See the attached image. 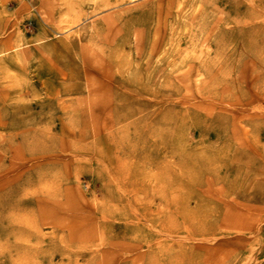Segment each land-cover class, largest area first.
<instances>
[{
  "label": "rangeland",
  "instance_id": "rangeland-1",
  "mask_svg": "<svg viewBox=\"0 0 264 264\" xmlns=\"http://www.w3.org/2000/svg\"><path fill=\"white\" fill-rule=\"evenodd\" d=\"M0 264H264V0H0Z\"/></svg>",
  "mask_w": 264,
  "mask_h": 264
},
{
  "label": "bare ground",
  "instance_id": "bare-ground-1",
  "mask_svg": "<svg viewBox=\"0 0 264 264\" xmlns=\"http://www.w3.org/2000/svg\"><path fill=\"white\" fill-rule=\"evenodd\" d=\"M254 17L253 16H250V21L253 19ZM237 20V19H236ZM241 21V20H240ZM244 21H246V20H244ZM253 21V20H252ZM237 23V22H236ZM252 23V22H251ZM250 24V23H249ZM239 25H241L240 23H239ZM245 25H246V23H245ZM242 26H243V24H242ZM49 142V141H48ZM49 144V143H48ZM48 144H46V146L48 145ZM20 149V148H19ZM18 150V149H17ZM19 151V150H18ZM23 149H20V151H19V154H17V157L20 159V160H23V157H25L26 155H25V152L23 151ZM32 153V152H31ZM30 156H32V157H36L35 159H41V158H43V159H46L47 160V162L48 161H50L49 160V158H50V150H49V146H47V147H44L43 149H42V151L41 152H36V153H32V154H29ZM38 157V158H37ZM11 166H12V164H11Z\"/></svg>",
  "mask_w": 264,
  "mask_h": 264
}]
</instances>
